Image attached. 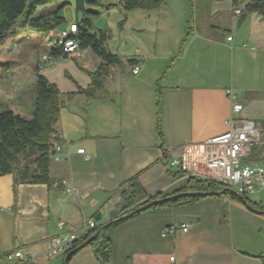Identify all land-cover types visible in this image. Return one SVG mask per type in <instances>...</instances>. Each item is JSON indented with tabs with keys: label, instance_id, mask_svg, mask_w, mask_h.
<instances>
[{
	"label": "crops",
	"instance_id": "0c3cea01",
	"mask_svg": "<svg viewBox=\"0 0 264 264\" xmlns=\"http://www.w3.org/2000/svg\"><path fill=\"white\" fill-rule=\"evenodd\" d=\"M218 2L208 7L196 0L190 8L189 0H160L156 9L127 13L117 0L87 6L99 12L90 33L104 31L105 46L119 62L108 66L95 98L82 93L100 62L90 48L39 65L60 93L55 136L68 155L50 163L55 185H15L13 174L0 175V264H22L5 258L16 250L32 264H63L66 253L46 256L47 240L68 231L87 234L89 219L98 226L148 198L177 193L186 182L179 184L176 171L166 167L167 152L228 129L226 88L238 92L240 115L264 126V18L249 13L237 25L236 7L226 0L231 19H224L227 10ZM66 8L60 13L64 21ZM208 18L214 22L207 24ZM55 32L46 33V40ZM133 177L143 195L124 208L120 193ZM262 190L247 200L264 211ZM180 223L187 232L162 236L165 227ZM104 231L110 264H264V214L226 194L153 206ZM96 246L97 240L85 245L66 264H100Z\"/></svg>",
	"mask_w": 264,
	"mask_h": 264
},
{
	"label": "trees",
	"instance_id": "16d2710c",
	"mask_svg": "<svg viewBox=\"0 0 264 264\" xmlns=\"http://www.w3.org/2000/svg\"><path fill=\"white\" fill-rule=\"evenodd\" d=\"M29 1L30 3H28ZM52 2L53 0H0V46L9 37L15 35L17 29L21 27L44 34L56 29L57 34L61 28L58 27L64 22L60 13L66 3L63 2L47 8L46 6ZM117 2L124 13L135 8L156 9L160 5V0H117ZM231 3L234 7L242 5L239 15L240 22L246 14L253 12L264 18V0H232ZM90 5H100V1L75 0L76 21L74 24L77 25V30L72 36L77 40L81 49L90 48L100 60L96 71L91 74L89 86L82 91L88 98H95L101 95L102 79L108 72V66L119 62V59L106 48L107 35L104 31L98 30L90 33L91 18H96L99 15L98 11L87 8ZM102 6L110 8L114 5ZM43 8L45 10L38 15V11ZM56 34H52L49 39L52 41V47L47 54H44L51 61L68 56L63 48L57 45ZM35 91V98L28 115L23 113V108H21V113L12 107L0 109V175L13 174L15 185L19 183H45L50 186L57 184V181L49 176V167L52 161L50 157L52 144L58 141L55 136V124L61 106L60 93L54 84L38 72L35 76ZM127 183L128 188L120 193L124 208L132 206L143 195V190L135 177L129 179ZM59 185L62 186L60 182ZM62 189L64 191V188ZM218 189H221V186L208 181L192 179L188 180L185 186L176 192H203ZM201 196H182L156 206L191 202ZM230 197L236 199L233 196ZM159 198L162 197L157 195L138 205L141 206ZM250 204L255 207L253 203ZM94 218L99 220V214L94 215ZM102 225L90 229L89 232L98 233V236L89 241L88 245H95L97 240L94 251L99 257L100 264H110L111 242L105 235V231H101ZM89 232L85 236L86 240L89 239Z\"/></svg>",
	"mask_w": 264,
	"mask_h": 264
},
{
	"label": "built area",
	"instance_id": "2783aa9c",
	"mask_svg": "<svg viewBox=\"0 0 264 264\" xmlns=\"http://www.w3.org/2000/svg\"><path fill=\"white\" fill-rule=\"evenodd\" d=\"M232 1V0H228ZM245 1V0H240ZM235 15H240L239 8L234 9ZM77 25L69 24L61 28L56 34V43L63 48L68 56L79 55L80 47L72 36L76 33ZM228 41L231 36L226 38ZM51 62L48 56L43 55V63ZM139 71L138 66L132 69L133 74ZM225 94L231 103L230 114L226 119L228 129L213 135L198 143L181 145L167 152L166 167L173 169L181 180L208 181L216 185L230 188L247 199L248 196L264 189V126L257 121L242 117V103L238 99V92L233 88H226ZM51 160L61 161L67 158L68 153L62 146L54 142L51 147ZM83 153V149H78ZM64 192L72 194V189L62 180ZM86 229H94L96 223L89 219L84 223ZM188 225L171 224L162 231V236L175 235L177 231L187 232ZM86 234L68 231L52 237L46 241V256L53 257L65 254L86 240ZM5 258L9 261L18 260L22 264H32L33 259L16 250L8 253ZM174 256L169 257L174 262Z\"/></svg>",
	"mask_w": 264,
	"mask_h": 264
},
{
	"label": "rangeland",
	"instance_id": "374dc122",
	"mask_svg": "<svg viewBox=\"0 0 264 264\" xmlns=\"http://www.w3.org/2000/svg\"><path fill=\"white\" fill-rule=\"evenodd\" d=\"M66 1L68 3L66 4L67 8L64 11L65 21L62 23L64 26H68L69 23L76 21L74 11L75 0ZM100 1L106 2L108 0ZM192 1L196 2V0H189V4ZM205 2L206 5L210 7V3L218 1L205 0ZM218 3H220L217 4L219 7H225L227 10V14H224L223 18L225 19L227 16L231 19L230 10L228 9L231 4L229 3L228 6L226 0H221ZM190 5L191 8L192 4ZM237 8L241 10L242 5H238ZM44 10L45 8L39 10L37 14H41ZM127 12L128 11L125 13ZM247 15L248 14L245 15L244 19ZM95 19L96 18H91L93 24H95ZM189 22L190 27H193V16L190 17ZM206 22L207 24H210L214 22V19L208 18ZM239 22L238 17L237 25ZM223 26H225L224 28L231 30L230 25L224 24ZM51 42V40H46V35L44 33L21 27L17 29L15 35L9 37L0 46V61H2L0 62V109L8 108L10 106L12 108H20V106H22L24 107L23 113L28 115L36 94L35 76L37 72L40 73L41 71L39 65L43 63V54H47L52 47ZM178 182L179 184H183L184 181L179 180ZM262 191H264V189ZM262 194L264 196V192H262ZM247 198L249 199L250 197L248 196Z\"/></svg>",
	"mask_w": 264,
	"mask_h": 264
},
{
	"label": "water",
	"instance_id": "95a60500",
	"mask_svg": "<svg viewBox=\"0 0 264 264\" xmlns=\"http://www.w3.org/2000/svg\"><path fill=\"white\" fill-rule=\"evenodd\" d=\"M28 3H30V1ZM223 194H226V195H230V196L235 197L236 199H238L242 203V205L247 210H249V211H251L253 213L264 214V211L259 210V209L255 208V207H253L248 202L247 199L243 198L241 195H239L238 193H236L234 190H232L230 188H227V187H223V188L218 189V190L203 191V192H180V193H175V194H172V195H168V196H165V197H162V198H159V199H154V200L149 201L148 203H146L144 205H141V206L136 207L135 209L131 210L128 213H124L122 215H119V216H117V217H115V218H113V219L105 222L102 225V227H101V231H104L108 227H110V226H112L114 224H117V223H119V222H121L123 220H126V219L134 216L135 214H138V213H140L142 211H145L148 208H151L153 206H156L157 204H160V203L167 202L168 200H171V199L179 198V197H182V196H188V195L215 196V195H223ZM97 236H98V233L94 234L88 240H85L81 244L77 245L76 247H74L73 249H71L70 251H68L66 253V255L64 256V263L63 264H66L67 261L71 258V256L73 254H75L79 249L83 248L85 245L88 244L89 241L95 239Z\"/></svg>",
	"mask_w": 264,
	"mask_h": 264
}]
</instances>
